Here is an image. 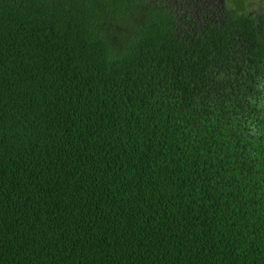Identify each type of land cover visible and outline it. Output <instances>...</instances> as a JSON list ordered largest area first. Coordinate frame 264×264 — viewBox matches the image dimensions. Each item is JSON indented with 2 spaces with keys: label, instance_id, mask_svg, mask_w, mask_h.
Returning <instances> with one entry per match:
<instances>
[{
  "label": "trees",
  "instance_id": "obj_1",
  "mask_svg": "<svg viewBox=\"0 0 264 264\" xmlns=\"http://www.w3.org/2000/svg\"><path fill=\"white\" fill-rule=\"evenodd\" d=\"M256 1L0 0V264H264Z\"/></svg>",
  "mask_w": 264,
  "mask_h": 264
},
{
  "label": "rangeland",
  "instance_id": "obj_2",
  "mask_svg": "<svg viewBox=\"0 0 264 264\" xmlns=\"http://www.w3.org/2000/svg\"><path fill=\"white\" fill-rule=\"evenodd\" d=\"M194 1H196V0H186V4L184 5V8L188 7L189 9H193V6H191V4ZM261 7H263V3L260 0L259 1L257 0L256 2H253L251 4V8H254L256 10L260 9Z\"/></svg>",
  "mask_w": 264,
  "mask_h": 264
},
{
  "label": "snow or ice",
  "instance_id": "obj_3",
  "mask_svg": "<svg viewBox=\"0 0 264 264\" xmlns=\"http://www.w3.org/2000/svg\"><path fill=\"white\" fill-rule=\"evenodd\" d=\"M126 2L135 3L137 8H140L141 4L143 3V0H126ZM153 2H159V0H153Z\"/></svg>",
  "mask_w": 264,
  "mask_h": 264
}]
</instances>
